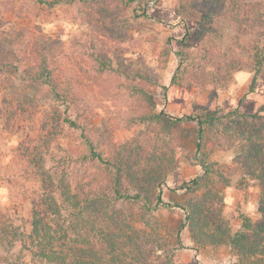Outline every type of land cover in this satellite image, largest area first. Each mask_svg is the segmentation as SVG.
<instances>
[{
	"label": "rangeland",
	"instance_id": "rangeland-1",
	"mask_svg": "<svg viewBox=\"0 0 264 264\" xmlns=\"http://www.w3.org/2000/svg\"><path fill=\"white\" fill-rule=\"evenodd\" d=\"M180 4L181 0H60L48 7L37 0H0V57L10 51L12 35L8 36V32L22 33L15 42L21 41L29 56L24 63L17 62L18 66H42L44 59V66L55 71L56 82L67 97L56 98L47 86L38 93V82L14 72L0 75V86L9 77L16 88L36 98L38 117L58 106L73 119L87 110L93 125L112 135L117 162L123 168L131 164L128 158L132 150L138 155L140 166L153 151L166 152L171 157L156 189L167 206H160L154 212V220L145 223L137 215L138 207L130 206L128 218L119 223L125 230L124 250L133 264H240L238 251L224 243L223 238L214 236L216 245L197 241L188 223L181 229L178 242L177 234L189 214L187 210L194 204L200 206L207 194L204 187H185L199 179L209 185L216 197L206 209L197 210L194 226L204 227L207 219L219 226L220 218L235 235L245 231L242 215L254 226L264 224L260 182L235 176L230 187L223 186L199 165L202 156L195 149L196 122L168 123L166 129L161 125L150 129L148 116L163 113L173 119L195 118L202 110L226 116L239 109L264 119V75L260 74L253 83V66L223 63L226 57L250 64L253 34L221 19L212 27L215 33L213 43H209V36L203 35L195 21H186L179 14ZM16 49L19 52L20 48ZM180 51L188 55L184 62ZM185 66H206L207 71H221L222 76L216 80L183 72L174 83V77ZM136 88L143 89L151 103L143 102L142 94L133 92ZM2 90L0 87V110ZM70 96H76L75 104L69 101ZM23 132L8 131L0 114V238L1 229L9 221L29 230L32 202L40 189L17 153ZM147 134H156L151 150ZM221 146L209 152V161L222 168L231 166L236 155L225 142ZM122 175H128L127 169ZM126 190L131 195L140 192L147 197L136 185H126ZM150 196L153 201L155 194ZM249 237L252 241L257 239L251 232ZM6 243L0 240L1 245ZM19 250L20 245L13 249L10 262L4 259L6 253L0 251V264H34L29 252L22 260L13 258ZM249 260L245 264H264V256L252 255Z\"/></svg>",
	"mask_w": 264,
	"mask_h": 264
},
{
	"label": "trees",
	"instance_id": "trees-1",
	"mask_svg": "<svg viewBox=\"0 0 264 264\" xmlns=\"http://www.w3.org/2000/svg\"><path fill=\"white\" fill-rule=\"evenodd\" d=\"M37 2L52 7L60 0ZM179 14L186 21H195L203 35L209 36V43H213L215 33L212 27L221 19H228L239 29L253 34L250 43L253 50L248 55L250 64L235 58L227 60L226 57H223V63L225 66H253V83L260 74L264 75V0L255 3L245 0H181ZM1 25L0 21V29ZM10 35V51H5V56L0 57V75L20 73L26 80L29 78L38 82V93L47 86L56 98L67 97L56 82L55 71L44 66V59L41 60L42 66H18L17 62L24 63L25 57L29 55L21 41L15 42L23 34L12 30L8 32ZM16 47L20 48L19 52ZM179 55L182 62L188 56L181 51ZM214 57L220 60L217 55ZM183 72L188 76L202 74L216 80L222 76L221 71L213 73L207 71L206 66H185L174 77V83L179 81ZM0 87L3 88L0 114L5 128L14 133L24 131V139L17 153L27 164L31 178L40 187L32 202L29 230L15 226L12 221L1 229L0 240L7 241L6 244H0V251L6 253L4 259L10 262L9 256L13 249L20 245L19 252L13 254V258L22 260L25 252H29L34 264H133L130 254L124 250L125 230L120 228L119 223L128 218L130 206L138 207L137 215L142 223L152 222L154 212L160 206H167L156 189L171 157L166 152L153 151L143 161V166H140L139 157L132 150L133 154L128 158L131 164L123 168L117 162L112 135L105 133L103 128L95 127L86 115L87 110L73 119L68 111L58 106L38 117L36 98L28 97L16 88L9 77L3 80ZM133 92L141 93L146 104L151 103L143 89L136 88ZM250 92H253V87ZM69 99L72 104L76 103V96H70ZM261 119L258 114H246L239 109L226 116L202 110L195 118L184 116L175 119L163 113H151L148 116V127L154 129L161 125L166 129L168 123L196 122L198 129L195 149L202 156V164L199 165L225 187L231 186L235 176L243 181L260 182V205L264 214V119ZM155 136L147 134L146 142L150 150L156 140ZM223 142L236 156L231 166L222 168L211 163L209 155L212 150L221 148ZM164 145L169 147L167 143ZM123 169L128 171L125 178L122 175ZM126 185L140 187L147 197L144 198L140 192L131 195ZM201 187L207 189L206 198L200 206L194 204L187 210L189 214L177 234L178 242L181 229L188 223L197 241H210L216 245L213 237L223 238L224 243L238 251L240 264H245L252 255L264 256V224L254 226L245 215L241 216L245 231L235 235L220 218L219 226L209 223L208 219L204 227L194 226L197 210L203 211L216 198L209 185L199 179L190 181L185 188L198 190ZM152 194H155L153 201L150 196ZM207 227L214 229L208 232ZM249 232L256 235L257 239L252 241Z\"/></svg>",
	"mask_w": 264,
	"mask_h": 264
}]
</instances>
